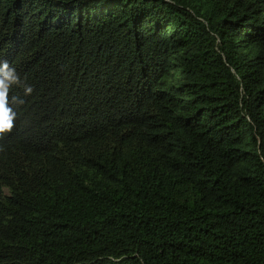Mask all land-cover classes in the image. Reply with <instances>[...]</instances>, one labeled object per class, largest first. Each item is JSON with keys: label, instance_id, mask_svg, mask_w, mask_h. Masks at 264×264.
I'll use <instances>...</instances> for the list:
<instances>
[{"label": "trees", "instance_id": "trees-1", "mask_svg": "<svg viewBox=\"0 0 264 264\" xmlns=\"http://www.w3.org/2000/svg\"><path fill=\"white\" fill-rule=\"evenodd\" d=\"M0 264H264V0H0Z\"/></svg>", "mask_w": 264, "mask_h": 264}]
</instances>
